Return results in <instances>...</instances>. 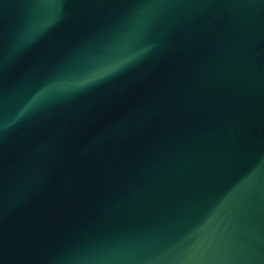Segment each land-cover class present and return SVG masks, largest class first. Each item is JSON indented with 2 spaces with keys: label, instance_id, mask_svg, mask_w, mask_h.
I'll list each match as a JSON object with an SVG mask.
<instances>
[{
  "label": "water",
  "instance_id": "1",
  "mask_svg": "<svg viewBox=\"0 0 264 264\" xmlns=\"http://www.w3.org/2000/svg\"><path fill=\"white\" fill-rule=\"evenodd\" d=\"M0 264H264V0H0Z\"/></svg>",
  "mask_w": 264,
  "mask_h": 264
}]
</instances>
